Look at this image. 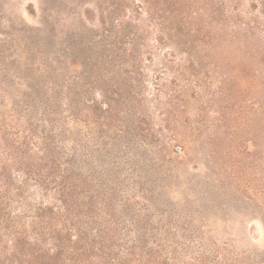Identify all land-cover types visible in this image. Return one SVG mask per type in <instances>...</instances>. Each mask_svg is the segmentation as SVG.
I'll return each mask as SVG.
<instances>
[{
    "label": "rangeland",
    "instance_id": "374dc122",
    "mask_svg": "<svg viewBox=\"0 0 264 264\" xmlns=\"http://www.w3.org/2000/svg\"><path fill=\"white\" fill-rule=\"evenodd\" d=\"M0 264H264V0H0Z\"/></svg>",
    "mask_w": 264,
    "mask_h": 264
}]
</instances>
